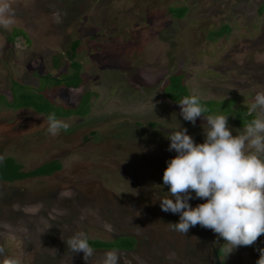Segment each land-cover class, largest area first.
<instances>
[{"label":"rangeland","instance_id":"obj_1","mask_svg":"<svg viewBox=\"0 0 264 264\" xmlns=\"http://www.w3.org/2000/svg\"><path fill=\"white\" fill-rule=\"evenodd\" d=\"M73 41L81 84L43 79ZM177 74L209 115L169 100ZM6 157L60 169L0 182V264H209L226 236L227 264H264V0H0Z\"/></svg>","mask_w":264,"mask_h":264},{"label":"trees","instance_id":"obj_2","mask_svg":"<svg viewBox=\"0 0 264 264\" xmlns=\"http://www.w3.org/2000/svg\"><path fill=\"white\" fill-rule=\"evenodd\" d=\"M262 9H263V6L260 7L259 11H261ZM224 29H226V28L221 27L218 30H216L217 32H215V33L212 32V33H213V35H216L217 38H219V37H222L225 35L226 31H224ZM17 34H21L23 36L24 40L26 42H29L28 38H26V35L20 30H17V29L12 30L10 35H11V37H16ZM11 37H9V40H11ZM77 46H78L77 42L73 41L69 45V50L66 52V59L68 61L67 67L72 68L74 70V73H72L71 75H67L66 77L62 78L61 80H57L56 78H52L51 76H48V75L47 76L44 75L43 79L53 80L54 82L59 83V84L72 79V80H74V82L73 81L72 82L75 84L67 82V86H65V88H69V89L75 88L76 89L82 82V80L80 79V76H78L79 65L74 60L75 51L77 49ZM50 62L52 64H55L56 67L63 65L64 64L63 55H61L60 53L52 55L50 58ZM36 78H40V76L36 77ZM182 79L183 78L179 74L172 76V81H171V87L173 88L172 92H173V94H176L177 96H172V95H166V96L169 98V100H171V101L175 100V102H178V103L181 102L182 100H186L185 104L188 107V109L195 111L194 113H197L198 115L199 114L200 115H209V112H207L208 110L202 109V108H204V105L200 106L199 105L200 103L197 104L198 102H200V99H198L195 96L188 95V93L185 89L184 83L182 82ZM14 82H16V81H14ZM18 85L24 86L23 84H20V83H18ZM21 88H22L21 89L22 91L21 92L19 91L16 93L13 90L10 91V89H9L10 99L18 98L21 101H23V100L27 101V104L18 105L17 108L22 107V106L29 107V108L31 107L34 111L43 115L45 117L46 121H48V123L55 125V123H57L58 117L53 115V113H51V111L49 110V108H51L50 107L51 104H49L45 101L47 104L46 107H42V105L40 106L38 103L34 102V100L30 99L31 95H29V92H26L23 89V87H21ZM175 90H177V91H175ZM51 92H53V91H51ZM181 93H184V94H181ZM205 101H207V100H205ZM87 102H88V100H87ZM194 103H195V105H194ZM239 113H240V115H245V116L250 115L249 112H247V111L244 112V110L242 112H239ZM222 114H225V113L223 112ZM64 117L65 116H62V118H64ZM253 123H254V119H253ZM249 124H252V120L249 122ZM250 126L253 127V125H247V127H250ZM59 169H60V164L58 163V161L52 160V161L40 164L39 166H37L33 170L23 172V171H21V167L19 164L14 162L12 158L6 157L0 161V182L11 183L13 181H17V180L19 181V180H23L26 178L49 176L52 173L57 172ZM79 244L81 246L87 248V249H97V250H128L131 247V243L129 242V240L126 238H123V237H119L117 239H114L112 241H107V242L106 241H99V240H82L79 242Z\"/></svg>","mask_w":264,"mask_h":264},{"label":"flooded vegetation","instance_id":"obj_3","mask_svg":"<svg viewBox=\"0 0 264 264\" xmlns=\"http://www.w3.org/2000/svg\"><path fill=\"white\" fill-rule=\"evenodd\" d=\"M40 77H41V75H40ZM37 156V155H36ZM52 161V160H51ZM142 164H144V166H150L149 164H150V161H149V159H147L146 160V163H142ZM20 165V167H22L23 168V165H21V164H19ZM36 168V167H35ZM28 171H30V170H28ZM24 172H26V171H24ZM251 181V179H247L246 181H245V189L246 188H248L250 185L248 184V182H250ZM247 190V189H246ZM248 191V190H247ZM240 233H235V235H233L234 237L235 236H237V235H239ZM228 236H226L225 237V239H224V237L216 244V245H213L212 244V242H211V240H208L209 241V243H208V246H209V250H208V256L210 257V260H209V264H214V261H213V251L215 250V254H216V258H217V260H218V263L219 264H227L226 263V260H225V258L226 257H228V254H227V252H228V246H229V244H227V246H225V245H222V242L225 240L226 242H228ZM249 238H250V235H249ZM262 243H264V242H262ZM224 244H226V243H224ZM242 245V244H241ZM264 245V244H263ZM244 249V248H243ZM242 249V251H248V249L246 250V249H244L243 250Z\"/></svg>","mask_w":264,"mask_h":264},{"label":"water","instance_id":"obj_4","mask_svg":"<svg viewBox=\"0 0 264 264\" xmlns=\"http://www.w3.org/2000/svg\"><path fill=\"white\" fill-rule=\"evenodd\" d=\"M213 261H214V264H219L216 258L215 250L213 251Z\"/></svg>","mask_w":264,"mask_h":264},{"label":"crops","instance_id":"obj_5","mask_svg":"<svg viewBox=\"0 0 264 264\" xmlns=\"http://www.w3.org/2000/svg\"><path fill=\"white\" fill-rule=\"evenodd\" d=\"M69 89V88H68ZM45 119V118H44ZM46 120V119H45ZM48 122V121H47ZM1 161V160H0ZM22 170V169H21ZM18 181V180H17ZM20 181V180H19ZM13 182H16V181H13ZM12 183V182H11Z\"/></svg>","mask_w":264,"mask_h":264}]
</instances>
